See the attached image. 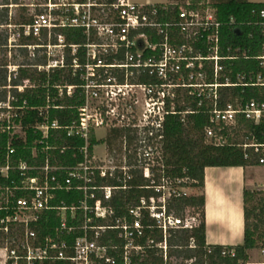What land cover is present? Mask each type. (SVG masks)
<instances>
[{"label":"built area","instance_id":"built-area-1","mask_svg":"<svg viewBox=\"0 0 264 264\" xmlns=\"http://www.w3.org/2000/svg\"><path fill=\"white\" fill-rule=\"evenodd\" d=\"M0 11L6 14L0 23L5 28L3 46L9 51H25L34 60L26 65L8 64V86L19 92L30 86L27 79L10 85L11 79L18 78L19 66L47 75L69 73L75 79L73 84L54 87L58 96L81 100L76 119L67 126L45 120L36 128L42 137H47L49 129H64L67 136L84 142L77 149L80 159L71 165L51 163L48 156L41 166H30L26 161L13 165L9 154L5 163H0V178L8 179L11 170L19 178L18 183L11 180L13 186H0V247L6 252L5 264H115L108 245L100 242L107 230H116L123 242V264H135L133 257L153 247L161 250L164 264H199L195 257L177 260L168 255L169 232L190 230L198 220L168 208L171 198L187 195L181 191L187 187L180 186L185 179L166 175L162 155L164 122L170 115L180 114L184 120L186 114L193 113L189 108L181 112L175 109L178 100L184 103L191 98L197 107L206 105L209 125L204 128V138L213 145L226 143L220 130L236 126L238 117L255 125L264 123V101L236 100L234 105L218 106L223 87H264V52L256 57L261 61L256 73L238 74L235 81L223 74L221 61L233 57L221 55L223 23L208 0L161 4L131 0H5L0 1ZM229 22L235 23L234 18ZM256 23L264 37V8L258 12ZM69 29L78 30L84 41L69 43L64 33ZM39 59L41 63L37 64ZM8 98L7 108L12 110L11 117L16 116L18 108L11 104L14 97ZM46 101L47 105L39 109L45 119L52 100L47 96ZM10 123L7 130L17 134L13 128L20 126ZM98 129L104 130V135L118 130L119 148L108 145L104 135L97 137ZM92 138L98 143L91 144ZM237 147L245 159L264 165V142L245 139ZM48 149L45 146L42 151ZM36 152L34 148L32 155ZM137 177L145 181V185L136 186L144 193L117 215L112 198L120 190L131 189L129 181ZM15 191L22 195L17 197ZM56 191H76L80 198L70 205H53ZM50 210L56 211L59 224L54 236L40 240L31 224ZM155 229L162 234L158 243L146 236L147 230ZM195 247L190 239L188 248Z\"/></svg>","mask_w":264,"mask_h":264},{"label":"trees","instance_id":"trees-1","mask_svg":"<svg viewBox=\"0 0 264 264\" xmlns=\"http://www.w3.org/2000/svg\"><path fill=\"white\" fill-rule=\"evenodd\" d=\"M198 2L200 0H192ZM217 18L223 23L221 27V55L233 57L221 61L224 66V73L231 81L236 80L238 74L253 71L256 73L260 69V60L256 57L264 51L262 44L264 37L257 25V14L264 8V2H251L248 0H213ZM6 14L0 11V23L5 20ZM230 18H234L235 23H230ZM235 27L238 30H235ZM66 39L69 43H81L84 38L78 30L69 29L66 32ZM5 44V37L0 35V47ZM22 55L27 56L23 51ZM37 64L41 60H37ZM29 64V63H26ZM20 64V65H26ZM6 63L0 61V87L8 86ZM224 77L221 78L223 80ZM27 79L30 86L24 87L22 91L14 88L10 96L14 97L11 102L16 108V116L10 117L9 121L20 126L22 135L11 134L12 130H7L8 121L0 119V163L4 164L7 155L11 164L16 165L19 161H26L30 166H41L45 157L51 163L67 166L74 164L80 159L78 147L83 145V140L79 137L67 136L64 129H49L47 137H42V132L36 125L44 123L45 120L52 122L56 120L60 126L70 125L76 119V107L81 104V100L76 96L67 97L65 94L58 96V91L54 87L57 84H73L75 79L69 73L61 74L54 72L47 75L45 72L37 71L31 67H18V78L11 79L10 85L22 84ZM221 98L218 106L226 107L228 104L234 105L236 100L244 103L250 99L264 101V87L238 86L223 87L220 89ZM3 96L6 98V90ZM47 96L52 102L47 110V119L40 114L39 109L47 105ZM61 106L53 108L51 106ZM187 108L194 111L184 116L181 120L180 114L167 116L164 122V136L162 140V155L165 165L166 175L172 178L185 179L186 182L180 184L182 187H189L200 190L198 194L185 195L181 193L178 197H173L169 201L168 208L173 209L177 215H182L188 208L191 215L197 217L198 223L190 230L169 232L167 237L168 255L178 258H196L199 264H247L248 252L253 249H264V188L248 189L244 188L243 196V237L238 245H218L207 244L205 240V196H204V169L206 167H251L257 166L254 159H245L242 150L237 144L245 139L254 138L258 143L264 142V123L258 125L243 117L237 118L236 126H225L220 130V134L226 140L223 145H213L205 141L204 128L209 125V117L206 105L197 107L196 100L186 98L182 103H175L176 111H184ZM5 109L0 108V112ZM113 137L119 131L113 130ZM115 135V136H114ZM111 136V137H112ZM110 136L106 143L111 145ZM98 143L93 138L91 144ZM49 146L48 150L42 149ZM36 149V155H32V150ZM13 151L9 153V150ZM73 154L76 156L73 157ZM34 174V172H31ZM18 183V173L9 171V178H0V186H13L11 180ZM131 189L120 190L112 198V205L117 215L124 213L127 203L136 200L144 193V190L136 186L145 185L144 179L137 177L129 181ZM15 195L21 196V191H15ZM80 198V193L76 191L65 192L56 191V198L53 205L62 203L70 205L76 203ZM128 219H130L128 217ZM147 222V221H143ZM152 223V222H147ZM59 224V217L56 211L50 210L42 214L36 224H31L38 233L40 240L46 236H54L56 227ZM63 235V234H62ZM146 236L154 238L155 242L162 240V234L158 229L153 232L147 230ZM146 236L140 240L144 243ZM70 239V238H68ZM192 239L195 244L194 249L188 248ZM102 244L108 245L110 256L115 259V264H123L121 257L122 240L118 237L116 230H107L101 237ZM112 246H117L113 249ZM225 254L222 255V252ZM229 251H234L229 255ZM135 264H164L163 256L159 248H146L144 253L133 257Z\"/></svg>","mask_w":264,"mask_h":264},{"label":"crops","instance_id":"crops-1","mask_svg":"<svg viewBox=\"0 0 264 264\" xmlns=\"http://www.w3.org/2000/svg\"><path fill=\"white\" fill-rule=\"evenodd\" d=\"M168 0L165 3L171 2ZM205 1V0H200ZM213 3V0H208ZM251 2H262L252 1ZM213 5V4H212ZM247 167H206L204 169V196H205V240L207 244L238 245L243 237V196L242 191L248 188L250 176L247 175ZM236 181L233 203L222 192V183L227 177ZM194 194V193H193ZM224 225H231L234 235L239 232L240 239L228 242L224 239L223 231H229ZM224 227V228H223ZM230 227V226H229ZM262 252V250L260 251ZM249 263V262H248ZM252 264V263H249Z\"/></svg>","mask_w":264,"mask_h":264},{"label":"rangeland","instance_id":"rangeland-1","mask_svg":"<svg viewBox=\"0 0 264 264\" xmlns=\"http://www.w3.org/2000/svg\"><path fill=\"white\" fill-rule=\"evenodd\" d=\"M2 2H5V0H0ZM133 2L139 3V4H161V3H165L168 0H131ZM252 1H262L264 2V0H252ZM0 35L1 37H5V28L0 27ZM23 51H16L14 49H12L11 51H9L5 46H1L0 47V61H2V63H6V73H7V84H9V79H8V74H10L7 65L8 64H26V63H34V60H31L29 55L25 57V55H22ZM13 74H12V78H13ZM5 89H3V87H0V108L5 109V111L0 112V119L1 120H6L9 121L11 114H12V110H8L7 108V103H8V97L11 94V90L9 89V86L4 87ZM4 90H6V98L3 96ZM11 125L15 126V123H10ZM17 126V125H16ZM14 127L13 130L17 133L22 135V131L19 127ZM104 130L102 129H98L96 134L97 137H102L104 135ZM109 133L111 132H107L106 131V135H104V139L105 141L107 140V138L109 137ZM113 135V132L110 134V137ZM115 136V135H114ZM118 135L115 137H111V145H114L115 149L119 148L120 145V140L118 139ZM104 145V143L102 144ZM102 146L100 145L99 148H101ZM247 175L250 176V182H249V186L248 189H262V182L264 179V165H260V166H251V167H247ZM236 189V181L235 179H233L232 177H227L224 182L222 183V192L224 194L225 197H227V199L229 198V201L233 203L232 199H233V195H235V190ZM181 191H183L184 193H186L187 195H192L194 194H198L200 193V190L198 189H192V188H184ZM190 209H186L185 212L183 213V215H189L191 212ZM230 226V227H229ZM224 227L226 229H229V231H223L221 232V234H223V237L225 240H227L228 242H235V240H239L240 239V235L239 232L237 231V233L234 235L233 231H231V225H224ZM223 227V228H224ZM261 249H253L250 250L248 252L249 255V259L248 262L249 263H258V262H262L264 261V254L260 252ZM5 259H6V252L3 248L0 247V264H5ZM175 259H179L178 257H175Z\"/></svg>","mask_w":264,"mask_h":264}]
</instances>
